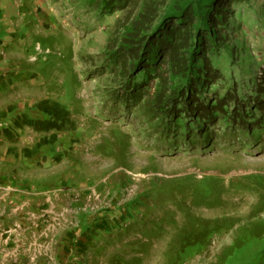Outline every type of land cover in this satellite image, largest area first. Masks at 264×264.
Instances as JSON below:
<instances>
[{
	"label": "rangeland",
	"instance_id": "obj_1",
	"mask_svg": "<svg viewBox=\"0 0 264 264\" xmlns=\"http://www.w3.org/2000/svg\"><path fill=\"white\" fill-rule=\"evenodd\" d=\"M35 7L43 15L27 24L23 21L29 25L24 31L27 47L34 49L25 51L28 71L21 80L26 82L14 86L9 98L15 102L59 95L71 107L76 127L69 137L76 145L74 154L64 159L65 170L63 160L50 168L53 181L44 188L51 196L48 223L56 234L50 237L73 226L75 204L85 201L92 208L110 207L113 202L112 207L117 208L113 214L92 213L91 219L105 224L107 230L97 237L86 264H170L180 229L215 218H225L228 228L214 234L201 250L187 246L173 264H264V131L252 143L246 144V135L238 134L233 143L221 136L206 152L200 151L202 146L167 152L172 142L154 133L160 130L156 128L158 119H147L136 106L127 111L107 98L106 89L114 81L112 74L100 70L103 51L113 43L125 12L97 20L80 7V0H36ZM46 14H54V22ZM242 19L237 31L245 48L239 52L242 77L261 79L264 9H246ZM18 22L19 18L14 24ZM41 38L49 44L42 45ZM47 52L56 62L49 68H37V57ZM70 177L73 181L67 179ZM207 177L214 179L218 198L194 203L191 191ZM128 204L131 212L125 208ZM247 229L253 235L222 257Z\"/></svg>",
	"mask_w": 264,
	"mask_h": 264
},
{
	"label": "trees",
	"instance_id": "obj_2",
	"mask_svg": "<svg viewBox=\"0 0 264 264\" xmlns=\"http://www.w3.org/2000/svg\"><path fill=\"white\" fill-rule=\"evenodd\" d=\"M35 3L36 0H19L17 11L26 24L43 15L35 10ZM256 3L257 0H80V7L97 20L125 12L113 43L103 51L100 70L112 74L114 81L106 89L107 98L127 111L136 106L147 119H158L156 128L160 130L154 133L172 142L167 152H187L197 146L206 152L221 136L230 138V143L238 134L246 135V144L260 140L259 133L264 131V77L243 79L239 52L245 48L237 35L246 9H264V1ZM54 16L46 14L45 18L54 22ZM28 29L29 25L23 28ZM40 42L49 44L43 38ZM28 50L34 49L30 46ZM48 52L37 57V68H49L56 62ZM196 185L190 194L194 203L218 198L212 177ZM126 210L131 212L128 206ZM228 226L225 218H215L180 229L170 264L179 261L189 245H195L197 251L205 248L214 234ZM248 235H253L251 229L244 230L222 257Z\"/></svg>",
	"mask_w": 264,
	"mask_h": 264
},
{
	"label": "crops",
	"instance_id": "obj_3",
	"mask_svg": "<svg viewBox=\"0 0 264 264\" xmlns=\"http://www.w3.org/2000/svg\"><path fill=\"white\" fill-rule=\"evenodd\" d=\"M18 4L17 0H0V264H86L97 237L107 230L105 224L91 219L92 213L108 216L117 208L113 202L110 207L92 208L85 201L75 204L73 226L50 237L56 234L48 223L51 196L44 188L53 181L50 168L63 160L65 170L64 159L74 154L76 145L69 137L76 127L71 107L59 95L15 102L9 98L14 86L25 85L21 79L28 71L26 25ZM35 175L41 177L36 180Z\"/></svg>",
	"mask_w": 264,
	"mask_h": 264
}]
</instances>
